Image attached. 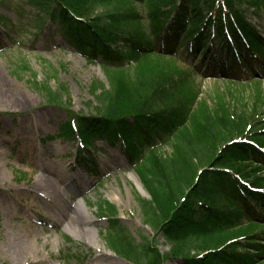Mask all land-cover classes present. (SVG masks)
Instances as JSON below:
<instances>
[{
	"label": "trees",
	"instance_id": "trees-1",
	"mask_svg": "<svg viewBox=\"0 0 264 264\" xmlns=\"http://www.w3.org/2000/svg\"><path fill=\"white\" fill-rule=\"evenodd\" d=\"M28 9L107 78L92 88L96 115L72 114L59 138L80 139L93 175L96 142L120 148L150 195L141 205L156 239L142 246L102 207L120 255L163 264L161 238L179 264H264V120L211 109L194 83L264 76V0H0L21 21ZM12 24L0 13V30Z\"/></svg>",
	"mask_w": 264,
	"mask_h": 264
},
{
	"label": "rangeland",
	"instance_id": "rangeland-1",
	"mask_svg": "<svg viewBox=\"0 0 264 264\" xmlns=\"http://www.w3.org/2000/svg\"><path fill=\"white\" fill-rule=\"evenodd\" d=\"M0 13L13 20L9 29L0 30V167L7 179L0 184V264L31 263L30 258L22 262L3 254L8 226L13 232H24L27 227L35 231L28 242L39 248L45 264H64V255L71 264H131L106 234L110 217L103 208L114 206L119 226L142 246L156 239L141 205L151 201L150 195L120 148L96 142L92 158L97 173L93 175L78 161L79 139L59 138L61 126L72 114L96 115L99 105L92 88L96 82L108 86L103 68L77 54L51 24L37 27L31 23L36 12L23 10L22 21L13 14ZM252 22L258 23L254 18ZM203 74L194 83L211 109L225 104L234 118L243 115L249 121L264 120V76L230 82ZM44 88L60 98L51 102ZM159 151L171 155V143ZM39 175L62 182L69 216H75L71 207L79 206L82 217L78 226L86 234L84 240H77L74 231L65 229L67 219L57 220L63 210L55 215L58 198H43L45 192L37 185ZM4 203L13 211L7 227ZM91 237L98 242V249L85 241ZM156 247L165 258L163 264H179L168 257L171 246L163 239H158Z\"/></svg>",
	"mask_w": 264,
	"mask_h": 264
},
{
	"label": "bare ground",
	"instance_id": "bare-ground-1",
	"mask_svg": "<svg viewBox=\"0 0 264 264\" xmlns=\"http://www.w3.org/2000/svg\"><path fill=\"white\" fill-rule=\"evenodd\" d=\"M61 168V167H60ZM64 171V170H63ZM62 175L64 173L62 172ZM39 178L37 179V185L41 189V191L45 192V198L46 200L48 199L51 201V198L56 197L58 198V201L56 204H54V213L58 211L63 210V214L59 216L57 219V216H54L55 219L59 220L62 218V220H68L67 225L65 227L66 230L68 231H74L73 232V237L76 238L77 240H84V230L80 229V226L78 224H81L80 219H81V214L78 208L79 206L73 208L71 207V211L75 212V216L71 217L67 213L69 211V205L67 206L68 202L65 198L62 197V191L63 187H61L63 184L61 181H54L52 178L44 175H39ZM6 175L3 169L0 167V184L3 185L6 181ZM21 191H18L17 194H19ZM3 211L6 212L7 218H6V227L9 224V219L13 215V211L11 208L7 209V205L4 203L2 205ZM68 217V218H67ZM61 220V219H60ZM82 221V220H81ZM7 232V247L6 250L3 251V254L8 256L11 260H20L22 262H26L28 258H30L31 263L30 264H45L46 259L42 256V252L39 250L37 247H32L29 244V239L35 233V231L30 230L28 227L24 229V232H20L17 230L16 232H13V228L10 226L7 227L6 231ZM86 232V231H85ZM89 232V231H87ZM90 233V232H89ZM87 243L89 244L90 247L94 249H98V242L91 237V239H85Z\"/></svg>",
	"mask_w": 264,
	"mask_h": 264
}]
</instances>
